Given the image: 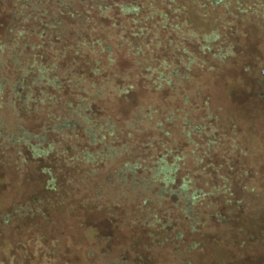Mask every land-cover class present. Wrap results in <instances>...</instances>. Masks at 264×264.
<instances>
[{
    "label": "rangeland",
    "instance_id": "rangeland-1",
    "mask_svg": "<svg viewBox=\"0 0 264 264\" xmlns=\"http://www.w3.org/2000/svg\"><path fill=\"white\" fill-rule=\"evenodd\" d=\"M115 1L136 2L138 16L88 10L97 25L83 36L63 17L62 46H111L99 78L93 54L70 49L54 59L61 90L33 87L17 114L3 96L4 130H47L53 149L0 145V264H264V0ZM64 119L74 131H50ZM159 156L186 157L169 173ZM115 171L121 180L98 196ZM187 176L212 190L193 206L194 226L181 210Z\"/></svg>",
    "mask_w": 264,
    "mask_h": 264
},
{
    "label": "trees",
    "instance_id": "trees-1",
    "mask_svg": "<svg viewBox=\"0 0 264 264\" xmlns=\"http://www.w3.org/2000/svg\"><path fill=\"white\" fill-rule=\"evenodd\" d=\"M73 1L83 5L82 7L86 14L83 13L82 10H77L73 7ZM113 6H118L123 12L132 13V17H137V13L140 11L136 2L131 1L119 4L115 0H0V109L5 104L3 99L5 93L8 94L6 100L7 108L10 109V111L14 110L17 114L16 109L21 106L29 109L27 103L33 95V87L50 85L56 90H61V80L59 77L54 76L55 60L57 59V56H63L70 49H72L73 53L78 56L85 55L87 51L88 54L92 53V58L95 62L94 73L98 76L97 78H99L101 72L106 70V65L102 64L103 57L106 55V62L110 63L112 61L111 46L109 44H104L103 40L99 38L90 43L82 40L81 43L79 41L75 45L71 44L69 46H62L66 37L63 17L74 22L75 26H69L71 27L70 30H75L77 36H83L88 30H92L93 32L97 25V21L88 17L89 15L87 14H90V11L88 10H92V12L101 19L103 17L102 14L106 15V12L109 10L111 11ZM154 12L158 13L160 16L159 25L162 28H165L168 20L166 14L158 8H156ZM151 15L152 13L150 12L149 14L140 17L141 19L146 20ZM141 19H137L136 21ZM136 21L134 20V22ZM139 29L140 31L146 30V26L143 25V27H140ZM134 34H132V36H134ZM60 46H62V48H60ZM38 50H42L43 54L50 58L52 66L49 61L43 63L34 58L36 57V52ZM21 57H24V60H20ZM29 57H33L31 62H29ZM83 79L84 75H80L76 76L75 81L83 82ZM70 85L73 86L72 83ZM77 85L78 84H75L73 88L78 89ZM94 88L95 87L92 83L89 88L86 87L83 91L91 93ZM26 89L28 90V93L23 95V92ZM47 94L48 93H46V96H49ZM49 97H51V95ZM71 122L72 121H69L68 119H64L59 123L54 122L50 131H74L75 128L72 126L73 123ZM4 126L5 115L0 112V145L5 143L9 146L14 143L22 142L31 151L35 152L34 156L36 155V157L37 155L46 154L53 149V144L47 143L46 147H43L42 145L45 143L44 134L47 130L42 131L43 133L40 136H37L29 134L22 126H18V124L14 126L16 130L14 132L7 129V131L4 130ZM90 131L91 129L89 128V132ZM34 139L36 143H32ZM92 139L94 142L95 138L92 137ZM85 155L86 156H82V158L92 162L98 157L93 156L91 153ZM159 157L158 163L163 162V169H167L170 173L176 168V160H182L186 156H180V158L174 157L172 158L171 163L165 162V156ZM109 158H111V156ZM154 163L157 164V162ZM125 169L126 164L124 168H121L120 173L124 172ZM114 173L115 176L113 178L106 175L101 184L95 188V192L98 196L102 194L105 182H107L106 189L112 192L110 187L116 185V183L121 180V175L118 171H115ZM166 177H168V179L170 178L168 175ZM122 182L119 188L121 192H123L126 186V179L124 177L122 178ZM191 183L192 181L189 176L185 178L183 177L182 186L180 188L185 193L183 195L181 210L186 217L192 219V226H194L198 223L196 221L197 218L195 217L196 213L193 212V206L204 201V195H207V193H210L212 190L204 192L195 187L190 188L188 184ZM220 188L224 189L225 184L223 183L215 187L217 190ZM132 191L138 192L139 190L137 188H132ZM172 192L174 191H169V193ZM122 195H124V193ZM206 209L207 206L203 208L205 211ZM198 212L202 213L201 208L198 209Z\"/></svg>",
    "mask_w": 264,
    "mask_h": 264
}]
</instances>
